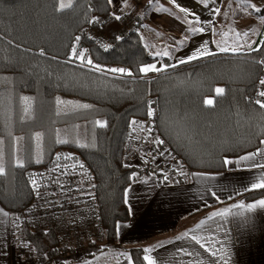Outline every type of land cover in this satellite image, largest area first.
Masks as SVG:
<instances>
[{
	"label": "trees",
	"instance_id": "obj_1",
	"mask_svg": "<svg viewBox=\"0 0 264 264\" xmlns=\"http://www.w3.org/2000/svg\"><path fill=\"white\" fill-rule=\"evenodd\" d=\"M115 17L108 0H71L64 9L60 0H0V205L12 215L31 209L40 199L34 170L68 160L93 180L97 219L86 240L66 245L57 226L37 231L12 222L17 246L28 244L31 256L49 264L78 263L70 256L79 248L102 252L117 243L116 225L129 219L124 192L139 172L126 164V138L133 121L148 120L149 108L157 136L193 171L221 172L225 159L264 141V108L254 98L264 39L255 51L174 67L166 60L167 69L144 76L139 68L154 59L138 27L128 29ZM74 48L84 51L85 62ZM115 67L132 75L107 71ZM261 196L264 189L240 199ZM125 252L145 264L142 249Z\"/></svg>",
	"mask_w": 264,
	"mask_h": 264
},
{
	"label": "crops",
	"instance_id": "obj_2",
	"mask_svg": "<svg viewBox=\"0 0 264 264\" xmlns=\"http://www.w3.org/2000/svg\"><path fill=\"white\" fill-rule=\"evenodd\" d=\"M143 1L149 3L148 20L151 22V18L158 16L160 31L164 33L160 34L159 43L168 44L169 40L173 47L169 57L160 58L165 61L172 58L170 67L184 64L178 62L180 59L188 63L212 56L245 54L257 50L264 39V12L261 13L264 0H155L151 4L149 0H141L139 4L138 0H112L110 5L115 16L132 15ZM180 7L185 8L187 14L180 12ZM248 23H253L254 29L239 32ZM200 27H206V31H192ZM239 34L248 36L249 40L243 41L246 46ZM220 47H228L229 51L221 52ZM234 48L237 51H231ZM202 52L214 55H201ZM193 55L198 58L187 60ZM169 64L154 63L160 69H167ZM154 72L158 71L143 74ZM257 150L264 152V143ZM257 150L225 159L230 163H225L221 172L194 171L184 183L177 185H161L152 176L135 178L125 189L128 190L125 204L129 219L118 223L122 225L119 229L116 225L117 243L108 254L91 255L84 264H128L131 258L125 250L129 248L151 249L143 253L156 264H264V206L260 205L264 196L240 199L243 194L264 189L252 187L254 183L264 184V168L251 167L252 161L240 159ZM255 159L264 163V157ZM131 160H126V164L136 167L137 161ZM249 205L253 206L251 211ZM0 210V264H24L22 259L28 258L27 251L23 252L22 245L18 247L13 238L12 214L1 205ZM5 212L7 216L3 215ZM31 258H35L34 264L47 261ZM70 261L76 262V258L71 255Z\"/></svg>",
	"mask_w": 264,
	"mask_h": 264
},
{
	"label": "built area",
	"instance_id": "obj_3",
	"mask_svg": "<svg viewBox=\"0 0 264 264\" xmlns=\"http://www.w3.org/2000/svg\"><path fill=\"white\" fill-rule=\"evenodd\" d=\"M262 79L264 66L256 80L255 101L264 102V97L259 96L264 91V86L260 84ZM153 115L149 116L150 120ZM147 121L144 124L137 123L140 125L133 124L126 140L125 157L129 160L133 158L138 163L135 167L139 171L136 178L152 176L161 185L184 183L194 171L187 168L157 134L145 133L151 125H147ZM147 132L153 131L148 128ZM156 141L161 143L157 145ZM32 179L37 182L32 187L38 192L40 199L31 209L13 215L12 222H28L37 231L54 229L57 226L61 228L58 235L66 245H73L77 240H86L90 233L89 224L95 227L97 219L96 204L92 197L93 180L88 170L81 163L68 160L62 167L34 170ZM45 194L51 197L43 199Z\"/></svg>",
	"mask_w": 264,
	"mask_h": 264
},
{
	"label": "rangeland",
	"instance_id": "obj_4",
	"mask_svg": "<svg viewBox=\"0 0 264 264\" xmlns=\"http://www.w3.org/2000/svg\"><path fill=\"white\" fill-rule=\"evenodd\" d=\"M68 1V2H67ZM67 2V3H66ZM152 2H154V1H152ZM61 3H63V4H65V5H67V6H69L70 5V3H71V0H60V4ZM138 3V2H137ZM148 2H141V4L142 5H140V6H138L136 9H135V12L136 13H132V15L131 14H121V15H117V16H119L120 18H122V20H124V21H121L122 23L124 22V24L126 23L127 25H128V27H126V28H137L138 27V31H139V34H140V37H141V40H142V42H143V44L145 45V47L148 49V51H149V53H150V55L152 56V58L154 59V61H152V62H150V63H148V64H145V65H149V64H154V63H163L164 65H166V64H168L167 63V61H165L164 59L162 60V59H160L162 56H165V55H163V53L164 52H169V55H167L166 57H169L170 55H171V49L173 48V47H171V43L169 42V40H167V43L168 44H164V43H162V44H160L159 43V36H160V34L161 33H163V32H161L160 31V27H159V25H160V23H158L159 21L157 20L158 19V16H155V18L154 19H152L151 18V22L148 20L149 19V15L150 14H148L149 13V10L148 9H150L149 8V3L147 4ZM139 4V3H138ZM145 4H147V5H145ZM151 4V3H150ZM240 4V3H239ZM241 4H244V3H241ZM152 6V5H151ZM230 6H232V4L230 5ZM243 6V5H242ZM159 10H160V7H158V9H157V11H155L156 12V15H158L159 14ZM115 16V15H114ZM146 17V18H145ZM156 20H157V23H156ZM254 23V22H253ZM253 23H248L247 25H246V27L244 28V29H240L239 30V32L241 31V30H244V31H249V30H251V29H254L253 27H254V24ZM141 25H142V27H141ZM161 26V25H160ZM251 26V27H250ZM152 30V31H151ZM164 34V33H163ZM240 36H239V38L240 39H242V43H244V46H246L245 45V42H247L249 39L247 38L248 36H241L242 34H239ZM230 41H232V42H234L233 40H230ZM243 41H245V42H243ZM232 46H233V44H231ZM84 52V51H83ZM170 59V58H169ZM79 61H81L80 59H78ZM88 60V59H87ZM172 61V58L168 61V62H171ZM145 65H143V66H145ZM155 66H157V65H155ZM264 66V65H263ZM115 68H121V67H115ZM165 69H162L161 71H164ZM127 72H129L128 70H126ZM161 71H158V72H154V73H149V74H143V73H141V74H143L144 76H148V75H151V74H156V73H159V72H161ZM118 74H122V73H119V72H117ZM127 75V74H126ZM208 100H211V99H208ZM207 100V101H208ZM151 110H153V109H151ZM147 117H149L148 115H147ZM151 117V116H150ZM148 121H152V120H150V118H148ZM147 121V125L149 124V123H151V125L150 126H148V128H150L153 132H147V129L145 130V128H144V130H145V133L146 134H155L156 135V130L154 129V127H153V125H152V122H148ZM139 122H141L142 124H144L145 122L144 121H136L135 122V125H140V124H137V123H139ZM132 126V125H131ZM130 126V129H129V131H128V134H129V132L131 131V127ZM128 134H127V137H128ZM126 140H127V138H126ZM126 143H125V152H127V150H126ZM125 152H124V154H125ZM130 153V152H129ZM130 156H131V153H130ZM129 156V157H130ZM133 159V158H132ZM132 161V160H131ZM131 161H129V162H131ZM129 165H133V164H130L129 163ZM138 166V163H136V167ZM133 167V166H132ZM133 168H135V167H133ZM12 217H13V215H12ZM98 246H97V248L98 249H103L104 247V242H102V240H100V241H98V242H95ZM22 244V251L24 252V251H27L26 253H27V259H26V257H25V259H22V262L24 263V264H34V262H35V258H31V254H33V252H32V250L30 249V247L28 246V244H25V243H21ZM90 248H83L82 250H79L77 253H74L73 255H75V258H76V262H80L81 260L83 261L81 264H84L89 258H91V255H93V256H95L97 253H99L96 249L95 250H89ZM20 250V249H19ZM86 250V251H85ZM109 250L110 249H108V251L106 250H102V253H107L108 254V252H109ZM21 251V250H20ZM20 254H22V253H20ZM25 255V254H24ZM110 256H112L113 255V253H111V254H109ZM108 255V256H109ZM20 256H23V255H20ZM90 256V257H89ZM92 256V257H93ZM40 258L42 259V258H44V257H41L40 256ZM47 259H45L44 258V261H46ZM97 262H94V263H92V262H87L86 264H96ZM45 264H48L47 263V261H46V263Z\"/></svg>",
	"mask_w": 264,
	"mask_h": 264
},
{
	"label": "snow or ice",
	"instance_id": "obj_5",
	"mask_svg": "<svg viewBox=\"0 0 264 264\" xmlns=\"http://www.w3.org/2000/svg\"><path fill=\"white\" fill-rule=\"evenodd\" d=\"M108 2L111 3L112 0H108ZM149 2L152 3V0H149ZM65 7H67V5H65V4H63V3L60 4V9H64ZM179 11L187 14V10H186L185 8H183V7H180V8H179ZM213 11L216 12V11H218V10H213ZM115 18H116V19H120L119 16H116ZM201 23H203V24H207V23H209V22H201ZM192 31H193V32H204V31H206V27L194 28V29H192ZM244 35H247V33H244ZM78 39H79V37H77V40H78ZM254 50H255V49H254ZM220 51H221V52H228V51H229V48H228V47H220ZM231 51L235 52V51H237V49L234 48V49H231ZM73 55H74L77 59H80L82 62H85V53H84L83 51H79V52H78V51L74 48V49H73ZM163 55L167 56V55H169V52H164ZM201 55H214V53L202 52ZM197 58H198L197 56L193 55V56H189V57H187V60H194V59H197ZM178 62H179V63H185L186 60H185V59H180ZM86 63H87L88 65H92V64H93L92 60H90V59L86 60ZM261 63H264V61H262ZM93 67H94L95 69H97V70H100V71H103V70H104V69H101L99 65H93ZM161 70H162V69L157 68L154 64H153V65L142 66V67L139 68V72H140V73H148V72L161 71ZM107 71H109V72H113V73H115V72H119V73H122V74L132 75L131 72H127L124 68H112V69H108ZM260 84H261L262 86H264V79L260 80ZM216 91H217L218 94H222L224 90H223V89H217ZM259 96L264 97V91H261V92L259 93ZM206 103L211 104L212 101H211V100H208V101H206ZM256 103L259 104L261 108H264V102H261L260 100H257ZM83 107L86 108V107H88V106H87V105H84ZM148 115H149V116H152V115H153V112H152L151 108H149V110H148ZM132 123L135 124V121H133ZM97 124H99L101 127L104 126L100 121H97ZM58 142H60V141H58ZM159 143H161V142H160V141H156V144H157V145H159ZM261 143H264V141H261ZM256 156L264 157V152H261V151L257 150L256 153H249V154H247L246 156H244V157H242V158H240V159H241V160H246V161H252V164L250 165L251 167H254V168H255V167L264 168V163H260L259 161H257V160L255 159ZM69 158H70V157H69ZM57 159L59 160L60 157H57ZM66 159H68V158H66ZM37 162H39V161H37ZM225 163H226V164H227V163H230V161L225 160ZM19 166L22 167L23 164L20 163ZM3 171H4V169H3L2 167H0V173H3ZM165 179H167V177H165ZM201 179H202V180H209V179H211V178H210V177H201ZM31 183H32V185L35 187L37 182H36L35 179H32ZM62 187H63V186H62ZM252 187H253V188H255V187H261V188H264V184H261V183H254V184L252 185ZM127 195H128V190L125 191V202H126V203H127ZM260 205H261V206H264V201H260ZM252 208H253L252 205H249V206H248V210H249V211H251ZM0 211H2V210H0ZM226 213H227V210H226L225 214H226ZM3 215H4V216H7L8 214L5 212V213H3ZM215 215H222V214H221V213H216ZM202 223H203V222H202ZM120 227H122V225H117V228H118V229H119ZM197 227H199V225H198ZM185 235H187V233H186ZM197 242L199 243V241H197ZM150 251H151V249H149V248H145V249H143V252H145V253H148V252H150ZM143 260L146 262V264H156V262H155V261H154L149 255H144ZM128 264H132V261L129 260Z\"/></svg>",
	"mask_w": 264,
	"mask_h": 264
}]
</instances>
